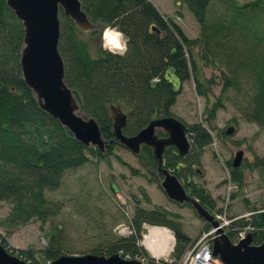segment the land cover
Masks as SVG:
<instances>
[{
    "label": "trees",
    "instance_id": "trees-1",
    "mask_svg": "<svg viewBox=\"0 0 264 264\" xmlns=\"http://www.w3.org/2000/svg\"><path fill=\"white\" fill-rule=\"evenodd\" d=\"M177 1L198 23V37H186L180 26L165 18L149 0H80L92 24L100 26L101 30L115 29L125 39L123 53L99 47L94 58L89 56L86 44L78 39L79 29L59 10L57 49L63 61L64 82L73 92L80 114L97 122L102 138L107 141L102 153L95 147L80 144L57 120L39 108L20 72L22 24L5 0H0V201L10 206L6 217L0 221L1 228L19 226L31 219L45 222L59 210L56 203L46 199L45 192L59 186L64 172L79 168L93 158L102 160L113 155L116 142L111 141L110 105L123 109L126 125L122 132L129 136L152 118L172 116L171 107L182 83L191 79L196 94L206 97L213 81L199 80L198 68L190 56V48L195 45L202 50L200 59L220 71L221 95L230 89L242 91L246 97L243 118L264 129V0ZM89 33L95 34L96 29ZM168 71L177 78L178 89L166 78ZM221 105L218 98L212 105L205 106L207 124ZM185 126L191 139L188 152L180 156L174 147H166L162 165L211 212L214 202L208 192L181 181L184 177L181 169L182 164L188 167L194 162L189 159L192 152L209 145L212 136L208 126L201 122ZM157 135L163 137L165 133L158 131ZM141 156L150 169H156L157 162L149 147H141L137 157ZM228 169L232 180L240 184V169L231 168L229 163ZM248 211L251 212L248 216L229 219L224 232L231 242L246 228L252 232V244L263 241L264 207ZM170 215L164 208L134 207L129 220L130 234L105 249L129 259L137 258L143 264H178L193 243L170 220ZM144 224L167 227L173 232L175 243L168 260L151 258L139 245ZM56 229L59 231L58 227ZM209 229L205 224L204 230ZM0 243L6 245L4 237L0 236ZM62 248L58 240L41 252L51 261L61 254ZM91 253L99 255L101 251L94 249ZM18 254L27 264H34L27 251L20 250Z\"/></svg>",
    "mask_w": 264,
    "mask_h": 264
},
{
    "label": "rangeland",
    "instance_id": "rangeland-1",
    "mask_svg": "<svg viewBox=\"0 0 264 264\" xmlns=\"http://www.w3.org/2000/svg\"><path fill=\"white\" fill-rule=\"evenodd\" d=\"M149 1L165 18L178 24L186 37H198V23L184 5L177 0ZM236 1L244 3L252 0ZM95 29L93 35L81 29L77 32L78 39L86 44L92 58L98 55L99 47L111 51L102 36L106 28L101 30L96 25ZM112 30L120 34L122 49H113L111 52L121 54L125 50V39L119 31ZM201 52L199 46L190 48V56L198 68L199 80L213 81L210 91L206 97L198 96L191 79L182 83L170 112L186 125L201 122L203 126H208L212 142L199 152H192L189 159L194 162L189 168L182 164L184 168L181 173L184 177L181 181H187L208 192L214 202L212 214L221 215L227 220L248 216L251 208L264 207V129L243 118L246 97L242 91L230 89L221 95L220 71L214 65L203 62L200 59ZM165 76L173 88L178 89L179 82L175 75L168 71ZM218 98L222 105L216 110L214 119L207 124L204 108ZM230 126L233 132L226 135L224 130ZM188 139L190 142L189 136ZM114 142L113 155L102 160L93 158L79 168L64 172L59 186L45 192L46 199L59 207L45 222L31 219L19 226L0 227V236L5 238L6 245L13 252L27 251L37 264H47L49 260L39 250L58 240L63 244L61 253L85 254L94 249L104 251L117 239L130 234L129 220L136 206L168 210L172 214L170 220L191 238L192 247L196 244L206 233V223L197 217L190 205L177 204L165 196L160 186L161 177L156 169L149 168L144 156L137 157L118 141ZM238 150L242 151L238 167L241 171L240 184L232 180L228 169V163L231 167V161ZM195 170H199V173ZM9 208L6 202L0 201V221L6 217ZM219 209L220 212L217 211ZM151 226L154 225L142 226L138 243L153 258L142 244L143 235ZM159 227L173 235L169 228ZM171 250L157 259L168 260Z\"/></svg>",
    "mask_w": 264,
    "mask_h": 264
},
{
    "label": "water",
    "instance_id": "water-1",
    "mask_svg": "<svg viewBox=\"0 0 264 264\" xmlns=\"http://www.w3.org/2000/svg\"><path fill=\"white\" fill-rule=\"evenodd\" d=\"M15 17L20 20L24 35L20 51L19 65L25 85L33 93L39 108L57 120L73 138L85 147L92 146L104 152L107 141L102 138L95 119L80 114L79 105L73 92L64 82V67L58 52L59 10L74 25L84 31H92L95 25L86 17L80 0H5ZM153 28V27H152ZM112 118L111 141L138 155L141 147L151 149L155 158L156 172L161 177L160 186L165 196L177 204L192 207L197 217L214 230L211 252L221 264H264V239L260 244L251 243L252 232L248 231L237 242H231L219 226L214 214L202 206L184 188L180 180L162 165V154L166 147L172 146L177 154L184 156L190 147L186 126L174 116L155 117L133 135H125L126 114L119 105L109 106ZM158 131L165 133L159 137ZM233 128L224 130L230 135ZM242 151L235 152L232 168H238ZM199 173V170H196ZM0 264H27L16 255H11L0 243ZM48 264H143L139 259H123L119 253L108 257L92 253H62Z\"/></svg>",
    "mask_w": 264,
    "mask_h": 264
},
{
    "label": "bare ground",
    "instance_id": "bare-ground-1",
    "mask_svg": "<svg viewBox=\"0 0 264 264\" xmlns=\"http://www.w3.org/2000/svg\"><path fill=\"white\" fill-rule=\"evenodd\" d=\"M102 36L106 45L117 50L122 48L119 33L106 29ZM173 242V235L168 230L151 226L144 235L142 244L150 249L153 257L159 258L171 250Z\"/></svg>",
    "mask_w": 264,
    "mask_h": 264
},
{
    "label": "built area",
    "instance_id": "built-area-1",
    "mask_svg": "<svg viewBox=\"0 0 264 264\" xmlns=\"http://www.w3.org/2000/svg\"><path fill=\"white\" fill-rule=\"evenodd\" d=\"M109 46V45H108ZM110 48V46H109ZM111 49V48H110ZM216 220L219 222V226L224 228L229 224L230 220L225 219L221 215H215ZM246 230H242L238 233L235 238V242L237 240L244 237ZM214 237V230L209 229L197 242L196 244L188 249L178 264H221L217 258L212 256L211 245L212 238ZM144 239V235H143ZM145 247V246H144ZM149 252L150 249L145 247ZM151 253V252H150ZM152 255V253H151ZM153 257V256H152ZM157 259L156 257H153Z\"/></svg>",
    "mask_w": 264,
    "mask_h": 264
},
{
    "label": "flooded vegetation",
    "instance_id": "flooded-vegetation-1",
    "mask_svg": "<svg viewBox=\"0 0 264 264\" xmlns=\"http://www.w3.org/2000/svg\"><path fill=\"white\" fill-rule=\"evenodd\" d=\"M4 247H5V249H6V251L7 252H9L11 255H16L17 257H19V258H21V259H23L24 260V258H23V256H21V255H19L18 254V251H16V252H13V250L12 249H10L7 245H3ZM42 250V249H41ZM41 250H39V252L42 254V252H41ZM113 253H115V252H113L112 250H107V249H105L104 251H101V253L99 254V255H103V256H105V257H108V256H110L111 254H113ZM117 253V252H116ZM62 254V253H61ZM119 256L121 257V258H123V259H129L130 257L129 256H123V255H121V253H119ZM25 261V260H24ZM26 262V261H25ZM50 262V261H49ZM48 262V263H49ZM27 263V262H26ZM47 263V264H48ZM34 264H37L36 263V261L34 262Z\"/></svg>",
    "mask_w": 264,
    "mask_h": 264
}]
</instances>
